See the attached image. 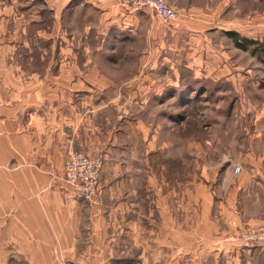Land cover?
Returning a JSON list of instances; mask_svg holds the SVG:
<instances>
[{
  "label": "crops",
  "instance_id": "crops-1",
  "mask_svg": "<svg viewBox=\"0 0 264 264\" xmlns=\"http://www.w3.org/2000/svg\"><path fill=\"white\" fill-rule=\"evenodd\" d=\"M167 1L179 12L173 25L125 0H0V264H177L181 250L193 252L191 242L178 244V234L193 231L178 223L175 183L148 174L133 128L123 143L126 132L107 125L114 103L136 97L118 94L130 85L107 81L97 57L112 68L114 37L143 38L145 30L150 51H188L186 60L198 62L204 51L224 56L222 33L249 20L251 11L242 16L240 8L257 0ZM94 40L108 51H96ZM74 152L104 156L97 202L77 197L65 181ZM261 200L256 193L250 207ZM193 204L188 191L186 221ZM200 205L218 232L201 235L208 236L203 252L213 238L217 247H241L237 226L264 224V212L237 211L233 201L221 214L229 228L220 232L207 195Z\"/></svg>",
  "mask_w": 264,
  "mask_h": 264
},
{
  "label": "rangeland",
  "instance_id": "rangeland-1",
  "mask_svg": "<svg viewBox=\"0 0 264 264\" xmlns=\"http://www.w3.org/2000/svg\"><path fill=\"white\" fill-rule=\"evenodd\" d=\"M249 10V20L242 17V23L229 25L241 37L256 41V51L230 45L226 32L222 33L225 57L220 51H209L211 55L204 51L200 62L198 56L186 60L188 51H150L145 30L143 38L113 36L112 68L108 57H97L98 63L107 64V81L130 85L118 87V94L136 97L134 103L112 105L108 127L119 128L120 135L126 132L120 136L123 141L134 129V143H142L139 150L148 174L175 183L178 223L192 226L191 235L178 234V244L183 249L191 242L193 252L181 250L177 264H264L262 247L244 242L241 247L229 242L217 247L213 238L208 242L214 248L201 250V242L208 237L201 235H218L202 215L200 200L206 195L212 204L209 218L217 222L220 232L229 228L221 214L233 201L237 211L264 212V0H257L254 8H240V13L243 16ZM92 43L96 49L99 42ZM82 51H86L83 43ZM99 155L104 161L103 154ZM188 191L194 204L192 219L186 221L184 195ZM256 193L262 199L260 207L253 202L251 208ZM246 226H237L233 237Z\"/></svg>",
  "mask_w": 264,
  "mask_h": 264
},
{
  "label": "built area",
  "instance_id": "built-area-1",
  "mask_svg": "<svg viewBox=\"0 0 264 264\" xmlns=\"http://www.w3.org/2000/svg\"><path fill=\"white\" fill-rule=\"evenodd\" d=\"M125 3L136 10H152L168 25H173L179 17V12L167 0H125ZM102 162L101 155L92 158L83 152H74L67 159L64 178L75 188L77 197L89 202L98 201ZM238 238L247 245L264 246V224L244 227L240 230Z\"/></svg>",
  "mask_w": 264,
  "mask_h": 264
},
{
  "label": "trees",
  "instance_id": "trees-1",
  "mask_svg": "<svg viewBox=\"0 0 264 264\" xmlns=\"http://www.w3.org/2000/svg\"><path fill=\"white\" fill-rule=\"evenodd\" d=\"M227 35L233 40L236 48L243 51H249L253 47L254 49H252V51H256V41L246 37H241L236 31H228Z\"/></svg>",
  "mask_w": 264,
  "mask_h": 264
}]
</instances>
